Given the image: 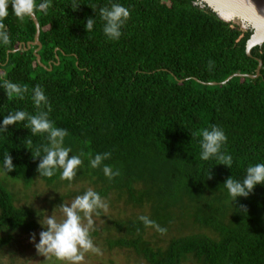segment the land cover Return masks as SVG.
<instances>
[{
  "label": "trees",
  "instance_id": "1",
  "mask_svg": "<svg viewBox=\"0 0 264 264\" xmlns=\"http://www.w3.org/2000/svg\"><path fill=\"white\" fill-rule=\"evenodd\" d=\"M110 2L130 12L117 41L105 37L99 16V7ZM35 15L44 66L37 46L28 47L36 34L32 17L21 21L9 9L0 21L10 37L0 46V81L28 89L22 100L7 99L0 89V116L48 111L31 99L40 85L49 119L68 132L64 147L83 164L72 181L59 171L39 176L32 151L48 144L46 135L33 136L27 121L0 133V163L8 152L15 165L8 175L0 173V248L35 233L42 215L18 206L5 178L26 187L36 180L49 186L85 180L102 199L116 192L135 207H149L148 217L164 229L145 227L138 215L108 218L102 240L109 250H131L145 264H264V185L232 201L223 184L264 163V44L247 55L253 30L223 21L201 0H52L46 15ZM87 17L96 20L91 32L84 28ZM258 60L259 77L222 83L236 73L256 74ZM212 125L227 136L221 151L232 156L230 168L200 159V133ZM105 152L111 155L103 163L119 175L89 166ZM174 226L177 234H171ZM150 230L165 235L163 243Z\"/></svg>",
  "mask_w": 264,
  "mask_h": 264
},
{
  "label": "clouds",
  "instance_id": "2",
  "mask_svg": "<svg viewBox=\"0 0 264 264\" xmlns=\"http://www.w3.org/2000/svg\"><path fill=\"white\" fill-rule=\"evenodd\" d=\"M79 4L73 6L76 10ZM52 7V0H0V21L9 16V9L19 20L35 15L37 11L47 14ZM99 16L103 22V34L112 41H117L122 36V28L129 19L130 12L127 7L119 2H110L109 5L99 7ZM96 24L95 18L87 17L84 23L86 32H91ZM10 37L4 24L0 22V46H8ZM0 89L4 91L7 99H24L27 87L9 80L0 81ZM32 102L37 109L41 106L48 108V111H39L32 115L23 110H14L7 115L0 116V133L7 132L8 126L17 125L18 122L27 121L25 128L29 129L33 136L44 134L48 144L32 151V158L39 159L37 172L39 176L53 177L58 171L62 180L72 181L77 175V170L83 164L80 155H71V148L64 147V139L68 135L66 129L57 128L54 122L49 119L48 112L51 110L48 105V98L40 85L32 89ZM200 159L208 161L212 158L220 161L221 165L228 168L232 164V156L221 151L227 141L222 128L212 125L200 133ZM31 143V142H29ZM110 153H97L89 160V166L93 169L101 168L106 176L119 175L103 162L110 157ZM15 170L12 156L7 152L0 163V173L8 175ZM211 179V174H208ZM232 201L237 198H248L257 185H264V163L251 164L245 169L243 179H233L231 176L224 181ZM246 209V206L241 205ZM63 219L58 221L55 215L48 216L41 224L38 240L35 233L30 234L29 241L35 245L36 251L41 255H52L65 264H83L84 253L91 251L98 253L99 249L94 245L90 235L93 228V215H99L100 210L107 211L108 204L101 195L89 188L82 194L76 195L71 203H62L59 206ZM86 219L87 223L83 221ZM145 227H154L157 231L163 232L155 221L148 216L138 218Z\"/></svg>",
  "mask_w": 264,
  "mask_h": 264
},
{
  "label": "rangeland",
  "instance_id": "3",
  "mask_svg": "<svg viewBox=\"0 0 264 264\" xmlns=\"http://www.w3.org/2000/svg\"><path fill=\"white\" fill-rule=\"evenodd\" d=\"M201 2L204 3L202 0ZM235 25L239 26L242 30L251 28L254 32L252 26L247 23L245 26L241 24ZM2 175L3 174H0L1 177H3ZM5 182L8 188L13 192L18 206L31 208L42 213L38 219L40 226L35 232L37 240L39 238L38 234L42 230L41 224L44 223V220L48 216L55 215L58 221L63 219L59 209L62 203H71L72 199L76 195H79L78 192H81L83 189L87 190L91 188L96 191L92 183L85 180L77 182L76 184H58L53 186H49L41 180H36L30 187H26L22 182L14 181L9 178H5ZM119 196H121L119 193L113 192L107 198H103L108 204V210L106 212L100 210L99 215H93L94 224L90 231V235L94 245L99 249V252H85L83 264H145L144 260L135 255L133 251L123 248L109 250L103 243L102 236H106V234L102 232V228L104 227L106 219L150 215L149 207H135L128 203L127 199H121ZM83 223H87L86 219ZM95 230L100 232L101 235L99 237L93 236ZM177 230L179 229L174 226L171 230V234H177ZM186 230H190V228ZM148 235L154 237L159 243H163L162 240L166 238L165 235L159 234L153 230H150ZM29 237L30 234L17 235L14 237V242L11 246L0 248V264H65V262L57 260L52 255L39 254L36 251L35 245L30 243Z\"/></svg>",
  "mask_w": 264,
  "mask_h": 264
},
{
  "label": "water",
  "instance_id": "4",
  "mask_svg": "<svg viewBox=\"0 0 264 264\" xmlns=\"http://www.w3.org/2000/svg\"><path fill=\"white\" fill-rule=\"evenodd\" d=\"M206 3L223 21L228 23L241 24L245 26L246 23L251 25L254 29L251 37L247 41L246 44V53L248 56H251V49L257 45L261 46L264 44V38H262V34H264V0H202ZM229 13L230 17H227L223 14ZM35 25H36V34L35 40L32 43L28 44V47L34 45L37 46L35 50V56L39 65L44 66L41 63V57L38 54L40 51L42 44L39 40L40 37V25L36 15L31 16ZM258 68L256 74L254 75H244L236 73L229 78H227L224 82L226 83L234 76L240 77H249V78H257L261 75L262 61L258 60ZM208 85H216L215 82L207 83Z\"/></svg>",
  "mask_w": 264,
  "mask_h": 264
},
{
  "label": "bare ground",
  "instance_id": "5",
  "mask_svg": "<svg viewBox=\"0 0 264 264\" xmlns=\"http://www.w3.org/2000/svg\"><path fill=\"white\" fill-rule=\"evenodd\" d=\"M223 14H224L225 16H227V17H230V14H229V13H225V12H223ZM261 36H262V38H264V34H262Z\"/></svg>",
  "mask_w": 264,
  "mask_h": 264
}]
</instances>
